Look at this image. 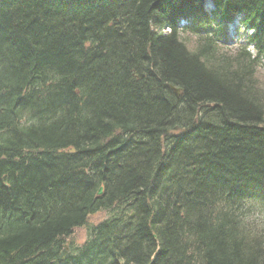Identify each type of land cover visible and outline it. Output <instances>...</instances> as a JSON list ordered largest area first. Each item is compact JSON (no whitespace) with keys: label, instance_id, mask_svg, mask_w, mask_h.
<instances>
[{"label":"trees","instance_id":"1","mask_svg":"<svg viewBox=\"0 0 264 264\" xmlns=\"http://www.w3.org/2000/svg\"><path fill=\"white\" fill-rule=\"evenodd\" d=\"M201 2L0 0V264H75L99 211L81 264H264V50L152 31Z\"/></svg>","mask_w":264,"mask_h":264},{"label":"rangeland","instance_id":"2","mask_svg":"<svg viewBox=\"0 0 264 264\" xmlns=\"http://www.w3.org/2000/svg\"><path fill=\"white\" fill-rule=\"evenodd\" d=\"M188 44L191 45L192 42L190 41V43H188ZM262 76L264 77V74L263 73H262ZM209 113H211V112H209ZM204 114H205V118H206V113H204ZM100 215H101V213H98V214H95L94 216H92L91 222L94 223V222L99 221L100 220V217H101ZM257 215L258 214L254 215V216L249 215L247 217L248 221H253L255 218L262 220V218L264 217L261 214H259L258 216ZM75 237H76V241L78 243L84 242V240L86 238V232H85V230L84 229H79L78 232L75 234Z\"/></svg>","mask_w":264,"mask_h":264},{"label":"bare ground","instance_id":"3","mask_svg":"<svg viewBox=\"0 0 264 264\" xmlns=\"http://www.w3.org/2000/svg\"><path fill=\"white\" fill-rule=\"evenodd\" d=\"M240 186H241L242 188H247V187H248L247 185H242V183L240 184Z\"/></svg>","mask_w":264,"mask_h":264},{"label":"water","instance_id":"4","mask_svg":"<svg viewBox=\"0 0 264 264\" xmlns=\"http://www.w3.org/2000/svg\"><path fill=\"white\" fill-rule=\"evenodd\" d=\"M174 90H175L177 93H178V91H179L177 88H174ZM99 192H101V189H100V191H99Z\"/></svg>","mask_w":264,"mask_h":264}]
</instances>
